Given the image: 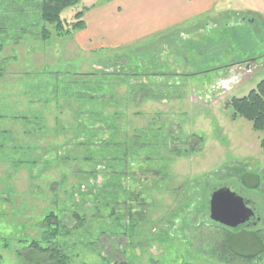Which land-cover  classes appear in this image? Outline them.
<instances>
[{
    "label": "rangeland",
    "instance_id": "374dc122",
    "mask_svg": "<svg viewBox=\"0 0 264 264\" xmlns=\"http://www.w3.org/2000/svg\"><path fill=\"white\" fill-rule=\"evenodd\" d=\"M213 1L109 47L81 49L79 31L56 36L44 23L37 28L51 30L49 39L27 34L6 45L1 264H42L53 249L67 264H264V249L252 260L235 257L208 218L210 194L228 188L259 217L234 233L264 230L262 135L228 106L264 78V0ZM106 2L79 0L61 13L64 27ZM250 62L249 73L229 82L231 67ZM86 94L99 98L91 100L95 109L106 106L110 143L74 147ZM254 179L257 189L249 186ZM105 194L110 207L98 212L93 196ZM251 242L238 236L231 245L248 255L258 251Z\"/></svg>",
    "mask_w": 264,
    "mask_h": 264
},
{
    "label": "trees",
    "instance_id": "16d2710c",
    "mask_svg": "<svg viewBox=\"0 0 264 264\" xmlns=\"http://www.w3.org/2000/svg\"><path fill=\"white\" fill-rule=\"evenodd\" d=\"M79 0H0V53L6 47L7 44L12 43L13 46L19 44L21 38L27 34H37L40 40L45 41L50 38L52 32L56 36H64L71 34L73 32L81 31L84 28L83 13L77 12L74 14V22L66 23L67 27H64L63 21L61 19V13L69 7L76 6ZM41 23L49 24L52 26L51 30L46 27L37 26ZM4 72L0 70V75ZM95 74H86L83 76L91 77ZM97 75V73H96ZM105 75H113L120 77L122 75H117L114 73H103ZM120 79V78H119ZM89 95L90 100L87 102L85 109L80 113V116L76 117L77 126L80 127V132L76 138H73L74 147L78 146H93L97 143L106 144L110 143L113 124L110 118L104 117L105 105L102 103L98 109L92 105L93 99H99L92 94ZM103 102V101H102ZM110 106V105H109ZM228 106L233 110V117H240L251 123L252 129L262 135L260 140V147L264 150V78L257 85L254 90H251L246 97L240 99H232ZM78 113V114H79ZM100 115V117H98ZM97 116V117H96ZM82 122H81V120ZM101 135V136H100ZM73 147V148H74ZM47 163V161H46ZM243 179H250L249 176H243ZM252 184L249 186L252 189H257L259 185V179H254ZM251 183V181L249 182ZM107 188V184L103 189ZM102 189V190H103ZM101 190V192H102ZM104 193L107 191H103ZM103 193V194H104ZM106 196H93V202L97 204L96 210L99 212L100 209L109 206L110 207V197ZM102 198V199H101ZM108 202V203H106ZM73 218H78L77 214L72 215ZM47 223H56L51 220V217L47 218ZM218 229L222 234H224L225 246L235 257L243 258L245 261L252 260L256 256L263 253L264 245L262 243L261 235L264 230H257L253 232H238V236L250 237L253 247L258 248V251L253 254L244 255L242 248L234 251L232 248V239L238 237L236 231L237 229L231 230L222 228L217 225ZM242 229V228H241ZM259 246V247H258ZM51 250L47 258L43 259L46 264H67L68 257L58 253L57 250ZM45 251V250H44ZM240 251V252H239ZM43 252V250H40ZM41 255V254H40ZM1 264V263H0ZM115 264H124L122 261Z\"/></svg>",
    "mask_w": 264,
    "mask_h": 264
},
{
    "label": "crops",
    "instance_id": "0c3cea01",
    "mask_svg": "<svg viewBox=\"0 0 264 264\" xmlns=\"http://www.w3.org/2000/svg\"><path fill=\"white\" fill-rule=\"evenodd\" d=\"M199 2L208 8L214 1L107 0L101 7L83 13L79 45L81 49L109 47L161 31L189 17ZM245 21L246 17L241 20Z\"/></svg>",
    "mask_w": 264,
    "mask_h": 264
},
{
    "label": "water",
    "instance_id": "95a60500",
    "mask_svg": "<svg viewBox=\"0 0 264 264\" xmlns=\"http://www.w3.org/2000/svg\"><path fill=\"white\" fill-rule=\"evenodd\" d=\"M254 216L247 201L230 189L219 188L210 194L208 218L212 223L234 230L245 225ZM258 221L259 217L256 219Z\"/></svg>",
    "mask_w": 264,
    "mask_h": 264
},
{
    "label": "flooded vegetation",
    "instance_id": "af4514ba",
    "mask_svg": "<svg viewBox=\"0 0 264 264\" xmlns=\"http://www.w3.org/2000/svg\"><path fill=\"white\" fill-rule=\"evenodd\" d=\"M240 21H241V20H240ZM241 64H242V63H241ZM241 64H240V65H237V66H239L238 69H235V67H231V68H233V69H229V70L227 71V72H229L230 75H231V78H230V81H229V82H231V80L233 79L232 77H233L234 74L239 75V74H240L239 72L246 71V73H249V72L251 71V66H252L251 62H250V63H247V65H246V64L241 65ZM237 66H236V67H237ZM224 81H226V78H224V79L222 80L221 84H224V83H225ZM246 201H247V200H246ZM247 205H248V207H250V208L254 211L255 216H254L253 218H251V219L249 220V222H247L245 225H243V227H244V226L247 227V226H249V225H254V223L256 222V219H257V217H258L257 212H256V210H255L253 204H252L250 201H247Z\"/></svg>",
    "mask_w": 264,
    "mask_h": 264
}]
</instances>
